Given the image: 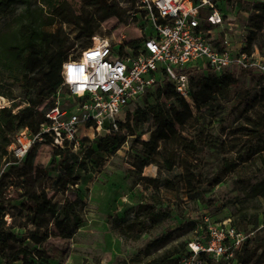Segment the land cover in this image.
Returning a JSON list of instances; mask_svg holds the SVG:
<instances>
[{"label":"trees","instance_id":"obj_1","mask_svg":"<svg viewBox=\"0 0 264 264\" xmlns=\"http://www.w3.org/2000/svg\"><path fill=\"white\" fill-rule=\"evenodd\" d=\"M193 1L199 3L200 0ZM73 2L76 6L82 3L79 15L74 14L67 0H0V18L12 15L9 23H4L5 28L0 31V98L11 101L10 106L0 108V197L14 182L17 188L22 189L18 196L17 214L4 235L8 245L0 248L1 264H49L41 246L51 239H69L72 230L82 223L78 213L82 198L76 187L84 183L83 174L100 165L104 156L122 146L127 137L143 124H150L154 131L150 133L148 142L141 143L144 158H137L135 170L141 173L153 158L158 157L159 167L167 173H172L176 167H180L182 172L170 177H142L141 180L147 183L148 188H153L156 195L150 196L151 203H139L134 216L118 224L120 234L127 239L138 241L148 230L168 220L169 208L163 205L157 194L160 188L174 191L182 186L190 200L203 203L207 188L221 181L218 177L205 178L193 160L198 158L200 164L205 148L210 145L211 133L203 127L206 118L223 109L235 94L236 105L233 109L245 102L243 125L236 129L234 134L238 137H232L231 142L234 141L228 152L241 147L239 155L245 156L241 162L251 159L257 164L261 163L258 172L264 170V85L251 101L246 102L249 93L236 89L237 75L241 72L235 68L220 75L208 71L194 73L190 77L189 101L193 103L195 112L189 107L188 100L178 95L171 83L164 81L161 87L128 104L125 121L117 120V131L100 135L94 146L90 144L81 152L79 148L74 151L52 147L54 154L51 161L40 164L36 162L37 146L43 143H38L30 149L21 164H10L3 168L11 160L6 149L13 135L21 129L37 133L40 124L46 121L45 113L53 106L55 93L62 83L61 66L70 58L68 54L75 44L63 27L73 26L80 35L93 38V9L99 11V20L119 15L108 0ZM129 2L134 8L135 0ZM253 6L255 12L248 20L249 33L242 50L248 54L258 52L264 57V2H255ZM16 8L20 11L14 15ZM53 27L56 28L52 30ZM151 34L145 33L144 39ZM243 74L250 76L258 85L264 83L263 75ZM6 83L16 85L20 94L27 98L24 106L14 101L10 88H5ZM152 97L156 102L145 105ZM141 99L144 103H140ZM167 102L171 103L170 106H167ZM189 127L194 133L190 136L187 134ZM86 130L87 127L82 126L81 134ZM85 141L81 139L80 143ZM157 142H160V147ZM237 164H224V174L236 173ZM49 180H52L53 196L61 194L62 200H54L53 196L48 195L45 185ZM242 192L249 199L264 198V180L255 184L248 180ZM69 193L73 195L72 198L68 197ZM8 202H0L2 215L6 214ZM232 217V220L229 218L231 225L242 230H252L264 220V214L259 216L257 212L249 215L245 207L238 208ZM13 229L19 232L14 233ZM166 239V236L156 239L150 243V247L156 248ZM191 241L180 242L164 250L146 264H180L189 254L187 244ZM29 245L35 248L31 249ZM148 252L149 249L145 254L149 255ZM181 252L182 257H177ZM235 260L236 264H264V234H258L245 243L236 252ZM118 264H142V259L135 255ZM206 264L226 262L206 258Z\"/></svg>","mask_w":264,"mask_h":264},{"label":"rangeland","instance_id":"obj_2","mask_svg":"<svg viewBox=\"0 0 264 264\" xmlns=\"http://www.w3.org/2000/svg\"><path fill=\"white\" fill-rule=\"evenodd\" d=\"M130 0H108L114 6L119 15L99 20V11L92 10V29L96 38H107L113 43L126 44L136 47L144 39V34L152 32L150 22L147 17V10L142 8L143 0H135L134 8L130 6ZM145 1V0H144ZM264 0H214L221 10L223 24L217 28L216 35L220 40L225 38L231 47H238L243 44L249 33L248 20L255 12L253 4ZM75 15L80 14L82 3L75 5L73 0H67ZM137 10L139 12H137ZM19 8L14 10V15L19 13ZM143 12L146 14L143 15ZM9 17L0 18V31L5 27L4 23H9ZM56 27H53L54 30ZM63 29L69 37L75 41L73 49L68 57L78 55L85 47L91 45L92 38H85L73 26H64ZM124 36V37H121ZM258 53V52H257ZM259 54V53H258ZM252 73H250L251 75ZM250 76L241 72L237 75V88L240 92H248L246 100L251 101L257 95L261 86ZM5 88H10L15 102L20 106L25 105L26 97L20 94L16 85L6 83ZM233 99L225 104L224 108L212 116L207 117L204 128L211 133L210 145L204 150V157L200 164L196 163L205 178L218 177L221 181L209 186L204 202H194L190 200L182 186L174 191L160 188L158 197L165 207L169 208V218L155 229L148 230L138 241L127 239L120 234L117 226L120 222L131 219L139 203H151L150 196L156 195L153 188H148L147 183L142 181V177H170L182 172L180 167H176L172 173H167L160 168L159 158L155 157L151 163L138 173L134 164L137 158H144L142 142L150 140V133L154 128L150 124H143L138 127L132 136H128L125 143L114 152L103 157V162L97 167L89 169L83 174L84 183L76 188L81 193L82 203L78 208V213L82 223L78 228L72 230L69 239H51L44 243L40 249L48 257L49 264H118L120 261L129 260L135 255H139L142 264L162 253L164 250L177 245L180 242L190 240L197 241L202 236V227L206 218L209 221H223L233 219L232 215L240 207H245L249 215L257 213L264 214V198L249 199L242 192L248 180L252 184L264 180V170L258 172L261 163L257 164L249 159L241 162L245 156H240L241 147L235 151H230L233 141L232 137H238L236 129L243 125L242 111L244 104L234 108L236 101ZM3 99V100H2ZM0 105L10 106L11 101L2 98ZM140 103H144L141 100ZM156 102L152 97L145 102V105H152ZM189 107L194 111L191 101H187ZM170 106V102L166 103ZM16 110V109H15ZM14 110V111H15ZM129 108L124 109L117 117L118 121L124 122ZM208 124V125H207ZM79 130V135H81ZM191 133V134H190ZM85 142L80 143L74 151H83L88 145L94 146L95 141L100 137L91 130L83 132ZM188 136L194 134L192 129H187ZM102 135V134H101ZM160 147V142H157ZM54 149L46 144H38L36 162L47 164L53 158ZM58 159V158H56ZM189 160H192L189 158ZM263 161V160H261ZM237 164L236 173L224 174L222 170L226 163ZM243 163V164H242ZM262 164H264L262 162ZM55 174H51L54 176ZM45 185L48 195L53 196L51 182ZM12 187L6 189L5 194L0 197V202L6 205V214L0 213V248H6L8 243L5 234L9 231L14 216L18 211L21 188H17L16 182ZM211 185V182H210ZM72 198L71 193L68 194ZM54 200H62L63 196L58 194L53 196ZM237 218V216H236ZM194 223V226H193ZM192 224V226H191ZM14 233L19 230L13 229ZM166 236L167 239L156 248L150 247V243L156 239ZM31 249L35 247L29 245ZM149 249V255L145 252ZM177 257H182V252ZM1 264V263H0ZM20 264V263H14Z\"/></svg>","mask_w":264,"mask_h":264},{"label":"built area","instance_id":"obj_3","mask_svg":"<svg viewBox=\"0 0 264 264\" xmlns=\"http://www.w3.org/2000/svg\"><path fill=\"white\" fill-rule=\"evenodd\" d=\"M141 6L148 12L151 36L136 47L93 37L91 45L64 62L62 83L53 106L45 113L46 121L35 134L21 129L13 135L6 149L11 160L3 168L21 164L38 143L76 150L85 136L79 135L82 126L97 135L116 132L117 117L128 104L161 87L164 81L189 100V81L194 73L220 75L235 68L264 76V57L244 52V43L231 47L216 35L223 17L214 1L143 0ZM203 229L197 241L187 244L189 254L180 264H206V258L236 264V252L264 234V220L252 230H242L229 219L212 222L206 218Z\"/></svg>","mask_w":264,"mask_h":264}]
</instances>
